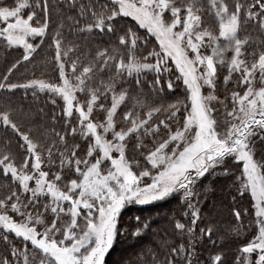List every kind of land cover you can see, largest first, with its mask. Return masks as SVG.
Returning <instances> with one entry per match:
<instances>
[{"label": "snow or ice", "instance_id": "obj_1", "mask_svg": "<svg viewBox=\"0 0 264 264\" xmlns=\"http://www.w3.org/2000/svg\"><path fill=\"white\" fill-rule=\"evenodd\" d=\"M65 2L79 4V18L68 17L75 31L101 42L86 60L66 41L50 0H0V45L23 50L0 91L59 97L65 125L42 143L10 102L0 106V127L17 138L16 151L10 138L0 140V264H107L118 236L153 231L139 216L126 227L123 210L169 198L180 202L172 231L186 243L165 233L163 259L155 253L151 264H200L197 244L217 241L197 188L217 170L231 178L233 200L250 203V212H233L240 244L232 264H264V41L256 45L247 32L254 26L264 36V0ZM46 40L56 81L11 82ZM166 75L175 77L167 80L171 100L149 103L132 90L163 94ZM242 215H251L247 228ZM204 264L226 258L210 252Z\"/></svg>", "mask_w": 264, "mask_h": 264}, {"label": "trees", "instance_id": "obj_2", "mask_svg": "<svg viewBox=\"0 0 264 264\" xmlns=\"http://www.w3.org/2000/svg\"><path fill=\"white\" fill-rule=\"evenodd\" d=\"M81 2L87 3L88 0H81ZM50 4L58 6L57 9L53 10V19L56 21L63 20L66 41L78 44L79 49L77 54L80 55L82 60L88 59V52L91 50L94 53L95 47L101 42L98 38H86L77 33L74 29L73 21L68 19L70 16L79 18V4L76 8H69L65 0H50ZM128 22L132 23L130 19ZM207 23L214 25V21L210 17L207 18ZM247 32L251 35L256 45L264 41V36L254 26H250ZM30 41L33 40L31 39ZM38 41L39 38H36L33 42ZM106 41L107 38H105ZM22 51V49L17 48L6 49L3 45H0V77L6 74L7 68L20 57ZM51 55L52 53L48 48V41L46 40L45 44L37 50L34 59L30 63H25L14 71L10 77L11 82H24L27 79L56 81L58 71L51 60ZM223 74H226V70H222L221 75ZM103 78L107 79V76L105 75ZM147 78L150 81L152 75L149 74ZM161 86L165 89L163 94L153 93L148 87L139 90L134 85L132 86V90L135 94H142L144 97H147L149 103L173 99L174 94L168 92L165 80L162 81ZM233 86L234 84L230 85V87ZM221 90H223L222 80ZM53 99H55V103L52 102ZM9 102L16 109V119L26 127L32 128L33 135L39 138L42 143L54 142L58 139L55 133H64L65 125L61 119V106L63 102L59 97H54L49 93L39 91L33 96L31 89L27 92L24 89H16L11 93L0 91V106L7 105ZM53 117H55V120ZM4 138L11 139L12 150L16 151V136L10 131L6 133L0 127V140ZM261 148H264V145H259L257 149L260 150ZM129 155H132V153L130 152ZM226 179H230V177H226ZM208 182L209 178H203L198 185L197 191L200 200L203 201V204L200 205L202 220H205L206 223L211 221L216 227V234L213 239L217 241V246L211 249L206 241L198 243L196 246V258L200 264H204L207 253L209 256V252L213 254L223 252L226 258V264H232L234 257L237 255L236 249L240 241L233 240V238L228 236L232 235V230L236 227L230 202L236 203L242 210H245L246 208L244 209L242 204L247 203L248 200L243 197L231 200L226 182L217 181L212 187L215 193L210 194L212 197L208 202L206 199L209 196L205 199V194L208 191ZM6 183V179L0 175V195L6 193L7 189L3 187ZM180 213V202L177 198H169L166 201L160 202L157 201L147 206L128 205L123 210L121 216V220L125 226L131 227L135 225V218L139 216L142 220L151 223L153 231L147 232L140 239L129 237L127 234L118 236L113 249L110 250L109 255L106 257L107 264H151L152 256L155 253H159L160 258L163 259L164 250L160 247V239L165 236V233H167V238L170 242L179 244L181 237L172 231V218L174 216L179 218ZM241 219L242 221L247 220L246 215H242ZM201 227H203V224H201ZM5 251L3 243H0V253H4Z\"/></svg>", "mask_w": 264, "mask_h": 264}, {"label": "rangeland", "instance_id": "obj_3", "mask_svg": "<svg viewBox=\"0 0 264 264\" xmlns=\"http://www.w3.org/2000/svg\"><path fill=\"white\" fill-rule=\"evenodd\" d=\"M209 24V23H208ZM210 25V24H209ZM30 40L32 39V38H29ZM33 42V41H32ZM169 78H171L173 81H175V77L174 76H171V77H169V76H165V78H164V80H165V83H166V85H167V80L169 79ZM63 102V101H62ZM223 118V116H221V119ZM259 145H261L260 143H258L257 144V148H258V146ZM259 151V150H258ZM232 163H234V162H230V165L232 164ZM233 171H235V169L233 168ZM217 175H218V177H217ZM204 178H209V182H208V185H207V193H208V195H207V193L205 194L206 196H205V199L209 196V198L208 199H206L208 202H209V199L212 197V196H210V194H213V193H215V191L213 190V184H216L217 183V181H222V182H226V185H228V192H229V194L231 195L230 196V199L231 200H233V196L234 195H236V193H235V190H234V187H233V185H232V180H231V178L230 179H226V177L223 175V174H221L220 172H219V170H217V172H216V174H208V175H206V177H204ZM203 179V178H202ZM222 179H224V180H222ZM244 199H246V200H248V202L247 203H245V204H242V206L244 207V209L245 210H249V212H250V203H249V199H248V197L247 196H245V197H243ZM160 202V201H159ZM153 203H155V202H153ZM203 204V201L202 200H200V205H202ZM230 204H231V212L233 213L234 212V210H236V211H241L242 213H243V211L244 210H242L241 209V207L240 206H238L236 203H231L230 202ZM147 205H150V204H147ZM147 205H139V206H147ZM236 207V208H235ZM202 214V213H201ZM246 218H247V220H245V221H242L243 222V225H244V227L245 228H247L248 227V225H249V223H250V219H251V215H246ZM204 221V223H206L205 222V220H203ZM238 223L239 222H237L236 220H235V224H236V226L238 225ZM200 226H201V224H200ZM224 236H227V235H224ZM228 236H230L231 238H233V240H237L236 238H235V233L233 232V230H232V235H228ZM241 239H243V237H241ZM206 241V240H205ZM240 241V240H239ZM181 242H185L186 243V238H184V240L182 241V239L180 238V240H179V243H181ZM206 243L208 244V245H210L207 241H206ZM210 248L211 249H213V247H211V245H210ZM212 251V250H211ZM210 253V252H209ZM205 258H206V260H207V258H208V253L206 254V256H205Z\"/></svg>", "mask_w": 264, "mask_h": 264}]
</instances>
